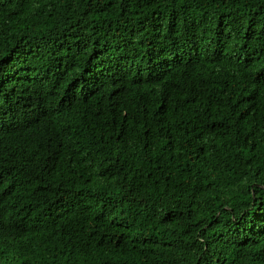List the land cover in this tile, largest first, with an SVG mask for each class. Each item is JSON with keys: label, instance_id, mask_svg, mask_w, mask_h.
Instances as JSON below:
<instances>
[{"label": "trees", "instance_id": "obj_1", "mask_svg": "<svg viewBox=\"0 0 264 264\" xmlns=\"http://www.w3.org/2000/svg\"><path fill=\"white\" fill-rule=\"evenodd\" d=\"M0 264H264V0H0Z\"/></svg>", "mask_w": 264, "mask_h": 264}]
</instances>
